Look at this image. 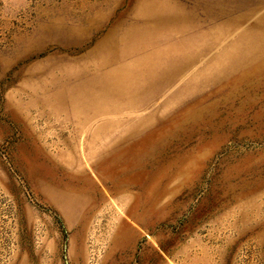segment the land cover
Wrapping results in <instances>:
<instances>
[{
    "label": "rangeland",
    "instance_id": "obj_1",
    "mask_svg": "<svg viewBox=\"0 0 264 264\" xmlns=\"http://www.w3.org/2000/svg\"><path fill=\"white\" fill-rule=\"evenodd\" d=\"M171 1L204 25L230 9ZM138 4L0 0V264H264V63L160 109L195 99L151 151L104 171L79 116L46 102L144 19Z\"/></svg>",
    "mask_w": 264,
    "mask_h": 264
},
{
    "label": "bare ground",
    "instance_id": "obj_2",
    "mask_svg": "<svg viewBox=\"0 0 264 264\" xmlns=\"http://www.w3.org/2000/svg\"><path fill=\"white\" fill-rule=\"evenodd\" d=\"M228 7L213 8L214 17L204 25L182 3L139 0L136 15L144 19L132 22L119 40L103 44L93 68L67 70L65 80L47 94L51 108L79 116L84 151L101 162L103 171L127 153L151 151L168 123L180 122L177 115L195 99L169 115H159L160 109L218 78L264 63V0H230ZM163 96L157 110L145 113ZM114 127H122V134L111 132Z\"/></svg>",
    "mask_w": 264,
    "mask_h": 264
}]
</instances>
